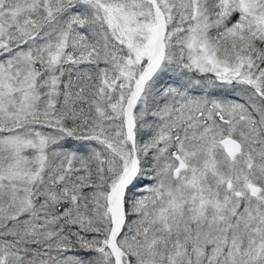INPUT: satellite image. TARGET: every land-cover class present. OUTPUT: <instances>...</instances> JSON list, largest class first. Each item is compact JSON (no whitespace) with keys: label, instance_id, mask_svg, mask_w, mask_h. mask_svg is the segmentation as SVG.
I'll list each match as a JSON object with an SVG mask.
<instances>
[{"label":"snow or ice","instance_id":"1","mask_svg":"<svg viewBox=\"0 0 264 264\" xmlns=\"http://www.w3.org/2000/svg\"><path fill=\"white\" fill-rule=\"evenodd\" d=\"M0 264H264V0H0Z\"/></svg>","mask_w":264,"mask_h":264}]
</instances>
